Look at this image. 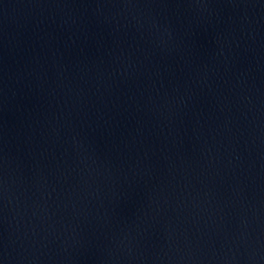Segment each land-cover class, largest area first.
<instances>
[{"label":"water","instance_id":"obj_1","mask_svg":"<svg viewBox=\"0 0 264 264\" xmlns=\"http://www.w3.org/2000/svg\"><path fill=\"white\" fill-rule=\"evenodd\" d=\"M0 264H264V0H0Z\"/></svg>","mask_w":264,"mask_h":264}]
</instances>
